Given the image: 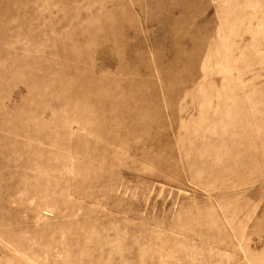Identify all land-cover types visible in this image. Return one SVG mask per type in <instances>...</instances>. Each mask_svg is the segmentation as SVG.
<instances>
[{
    "label": "rangeland",
    "instance_id": "374dc122",
    "mask_svg": "<svg viewBox=\"0 0 264 264\" xmlns=\"http://www.w3.org/2000/svg\"><path fill=\"white\" fill-rule=\"evenodd\" d=\"M0 264H264V0H0Z\"/></svg>",
    "mask_w": 264,
    "mask_h": 264
}]
</instances>
